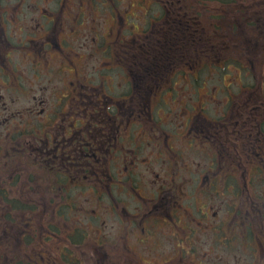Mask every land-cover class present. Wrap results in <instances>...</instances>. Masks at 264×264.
<instances>
[{"label": "flooded vegetation", "instance_id": "flooded-vegetation-1", "mask_svg": "<svg viewBox=\"0 0 264 264\" xmlns=\"http://www.w3.org/2000/svg\"><path fill=\"white\" fill-rule=\"evenodd\" d=\"M220 3L0 0L5 229L34 238L33 213L51 208L46 243H32L24 264H45V245L65 264L78 217L90 216L80 208L99 201L124 249L107 264H141L120 244L137 248L138 234L173 244L183 231L171 252L190 257L264 233V0ZM188 186L201 201L190 208ZM213 206L230 219L215 210L211 224ZM214 228L212 248L201 244Z\"/></svg>", "mask_w": 264, "mask_h": 264}, {"label": "rangeland", "instance_id": "rangeland-1", "mask_svg": "<svg viewBox=\"0 0 264 264\" xmlns=\"http://www.w3.org/2000/svg\"><path fill=\"white\" fill-rule=\"evenodd\" d=\"M212 4L218 5L221 4L220 0H212ZM235 6L234 4H232ZM261 84L264 85V79H259L258 80ZM226 82L228 83V80L226 79ZM250 82L252 80L250 79ZM254 192V189L246 190V192ZM114 192V191H113ZM114 194L117 195V193L114 192ZM188 196L191 198L188 199V201H184L185 205L190 208V205H198L201 203L200 197L197 198V201L195 200L196 198H193V191L191 187L188 186V191H187ZM118 195H123V193H118ZM182 201V200H179ZM104 203V202H102ZM13 209L12 207H10ZM8 208V209H10ZM51 208H47L46 212L43 214V218L40 220L36 219L37 214L40 211V209H37L33 214V219H35L31 223V227L34 228V238L29 237V238H22L21 234H19L17 231H11L5 229V213L6 210L3 209L2 206H0V245L3 247L1 249V257H2V262L5 264L6 262H10V264H24L26 258L29 257L30 250H32V243L36 244H45L46 241L43 236H46V232L42 226L43 220L45 221L47 219L48 211ZM79 210V208H76ZM82 211L85 212V210L90 211V216L87 218L84 216H79L77 219V222L80 227V233H77L81 235L84 234L83 240L81 242L82 248H81V257L78 260L79 264H105L108 262L109 257H112L115 259L117 256H119L121 253L124 252V249L121 248L115 241L112 236V231L113 228L117 225V219L113 218V216L108 213V206L106 204H101L99 201V204H94V205H87L84 204L82 206ZM243 209V208H242ZM21 212H24V208L20 209ZM95 210V211H92ZM133 210V208H131ZM207 210V207L204 208V211ZM218 211L219 216H224V218L227 219V221L230 219L229 213L227 212L226 207H219V206H213L211 211L209 212V217H210V223L211 224H217L216 221H218V217L213 216V211ZM82 211H75L76 214ZM72 213V211L70 212ZM98 213V216L95 217V214ZM243 212H241L239 215L241 216V219H243ZM82 217V218H81ZM95 217L96 219L94 222L89 223V218ZM213 217L216 219L214 220ZM240 219V220H241ZM246 219V218H244ZM262 219V218H261ZM24 221V218L23 220ZM22 221L18 222V224H21V226L18 227V230L23 231L24 228H27V224H24ZM253 223H257L255 219L251 220ZM241 223H243V220H241ZM192 228L196 227V223L193 224ZM30 225H28L29 227ZM215 229V228H214ZM211 229L210 233H212V236L201 240V244L210 246L212 248L213 246V241L216 234V229ZM6 232L8 234H4L3 232ZM9 232L17 239L14 238H8L10 235ZM231 235V234H229ZM79 236V235H78ZM197 234L194 236H190V238H186V241H192L194 237L196 238ZM141 237L140 234H138L136 237H130L128 245L132 244V247L135 245L137 248L134 247V249L129 250L126 248V246L122 243L123 247L127 250L128 253L132 254L135 259H138L141 264H174L176 259H180V257L185 256V260L189 257L187 255L181 256V254L178 253H172L171 251L174 250L175 248H178L177 250H181V239H184L186 237V234L182 231L180 234L177 235L178 239H174L173 244H168L166 241L165 244H160V240L157 239H152L151 241H143L141 243L139 242V238ZM100 238H103V243H101ZM232 238V235H231ZM39 241H38V240ZM97 240V242H96ZM66 241V240H65ZM72 239L67 240V250H69L70 246H73L72 244ZM114 242L112 245L110 242ZM184 240V244L186 243ZM232 241V240H231ZM199 242V240L197 241ZM137 243V244H136ZM232 244L229 246V243H227L226 247L227 249L225 251H221L220 249L212 250L210 249L207 254H202L201 252L198 253V255H190L189 257V263L190 264H201L203 262L207 264H247V257L248 253L246 254L244 252V249L239 242V240L232 241ZM173 245V246H172ZM43 254L45 256H48L51 258L45 262V264H54V258H58L60 256L59 250H54L50 252L49 246L45 245L43 248ZM207 249V248H205ZM45 251V252H44ZM67 257H72L69 251H67ZM175 257V260H172L171 258ZM142 258H146V260H142ZM202 258L204 260H202ZM16 259H22V261L16 260ZM126 260H132V264H135L136 262L133 259H129L128 257H125ZM30 260V259H29ZM19 262V263H18ZM41 264H44L43 261L40 262ZM111 264H114L115 261L111 260ZM180 262L179 264H181ZM57 264V263H56Z\"/></svg>", "mask_w": 264, "mask_h": 264}, {"label": "trees", "instance_id": "trees-1", "mask_svg": "<svg viewBox=\"0 0 264 264\" xmlns=\"http://www.w3.org/2000/svg\"><path fill=\"white\" fill-rule=\"evenodd\" d=\"M76 226L79 227L78 233H80V229L82 227H80L78 223ZM258 230H260V227L258 226L250 230L248 229L247 234H244L240 239L238 238L244 249V252L249 254L246 259L247 264H264V236L261 239H258ZM78 235L76 234L72 237L73 246H70L69 250L66 249V252L62 256V260L65 261V264H79L78 260L80 259L82 253L81 248L83 245H81V242L83 240L84 234L81 233V235ZM67 251L70 252L72 257H67Z\"/></svg>", "mask_w": 264, "mask_h": 264}]
</instances>
